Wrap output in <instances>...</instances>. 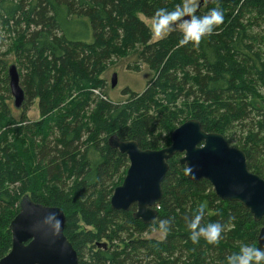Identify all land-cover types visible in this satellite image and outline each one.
I'll use <instances>...</instances> for the list:
<instances>
[{"label":"trees","instance_id":"obj_1","mask_svg":"<svg viewBox=\"0 0 264 264\" xmlns=\"http://www.w3.org/2000/svg\"><path fill=\"white\" fill-rule=\"evenodd\" d=\"M181 2L0 0V259L12 248L10 223L26 194L64 211L79 264H226L242 244L260 247L264 218L256 222L243 204L220 199L209 181L189 180L182 155L169 161L155 221L136 219V205L111 206L129 159L110 137L160 150L190 119L244 152L249 171L264 180V0L197 6V15L214 7L224 13L198 46H178L179 30L152 42L140 15L151 20L157 8ZM113 58H135L129 68L144 64L154 78L142 93L125 90V100L110 101L102 75ZM11 64L26 71H19L21 110L9 103ZM35 100L40 120L16 117ZM201 203V224L224 226L215 245L188 239L187 222ZM161 220L170 221L164 238H145Z\"/></svg>","mask_w":264,"mask_h":264},{"label":"water","instance_id":"obj_2","mask_svg":"<svg viewBox=\"0 0 264 264\" xmlns=\"http://www.w3.org/2000/svg\"><path fill=\"white\" fill-rule=\"evenodd\" d=\"M211 1L214 0H200L198 8ZM8 78L13 107L21 110L26 91L16 64L8 67ZM116 85L114 73L111 87ZM108 142L129 159L124 181L111 198L115 210L127 212L136 205V219L145 224L155 221L169 161L182 155L180 163L194 170L187 176L189 180L209 181L220 199L243 204L256 222L264 218V180L249 171L244 152L231 147L223 135L204 131L198 120L190 119L178 126L171 134V144L160 150H143L137 142L121 141L117 136ZM18 209L9 227L12 248L0 264H79L78 254L64 234L66 217L61 208L36 203L26 194ZM258 242L264 246V226Z\"/></svg>","mask_w":264,"mask_h":264},{"label":"clouds","instance_id":"obj_3","mask_svg":"<svg viewBox=\"0 0 264 264\" xmlns=\"http://www.w3.org/2000/svg\"><path fill=\"white\" fill-rule=\"evenodd\" d=\"M195 0H182L172 10L157 8L151 20L150 33L153 38H163L167 34L179 30L181 39L178 46L183 47L191 44L198 46L200 41L213 34L214 30L224 22V13L219 7L210 9L203 15H197ZM187 17V19H184ZM184 175L194 174L192 166L184 168ZM206 205L201 203L187 222L188 239L197 244L203 240L207 244L215 245L222 238L224 226L218 222L201 224L205 215ZM170 221L161 220L158 231L167 233ZM226 264H264V246L255 247L242 244L238 252L226 257Z\"/></svg>","mask_w":264,"mask_h":264},{"label":"rangeland","instance_id":"obj_4","mask_svg":"<svg viewBox=\"0 0 264 264\" xmlns=\"http://www.w3.org/2000/svg\"><path fill=\"white\" fill-rule=\"evenodd\" d=\"M200 0H195L196 7L199 5ZM143 20L150 28L152 21L144 18L140 15ZM165 37V36H164ZM161 38H153L152 42L158 41ZM10 62L14 63L13 55L7 57ZM135 58H113L111 62L106 63V70L102 75V79L106 82L105 93L110 101L119 102L127 98L123 93L125 90H129L135 93H142L149 82L154 78V73L149 68L142 64L139 71H135L129 68V65H134ZM19 66V65H18ZM22 75L25 74V70L19 66ZM19 70V71H20ZM117 74V85L115 88L111 87L113 74ZM10 105L13 107V99L10 100ZM39 101L35 100L29 105L28 110H22L17 112L16 117L21 118L23 115L30 121L40 120V112L38 107ZM232 147V145H231ZM145 238L163 239L164 234L159 231H154L151 234L145 235Z\"/></svg>","mask_w":264,"mask_h":264}]
</instances>
